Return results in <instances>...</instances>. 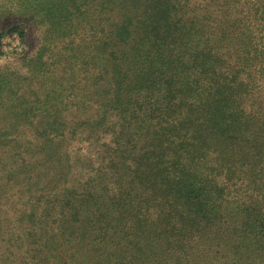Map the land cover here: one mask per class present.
<instances>
[{"label": "trees", "instance_id": "1", "mask_svg": "<svg viewBox=\"0 0 264 264\" xmlns=\"http://www.w3.org/2000/svg\"><path fill=\"white\" fill-rule=\"evenodd\" d=\"M59 1L65 15L57 21L30 11L27 0L0 10V23L13 15L46 28L42 46L23 62L26 74L13 75L25 82L26 89L16 82L19 91L42 107L21 112L12 130L2 132L14 147L0 156L1 191L18 211L15 196L24 184L45 182L48 167L93 169L76 198L69 195L58 207L36 200L21 212L31 250H47L52 223L84 221L93 254L77 251L65 264L79 262L72 261L79 255L96 264L108 251V263L116 255L120 264H177L184 252L167 243L181 237L177 214H192L186 201L204 202L202 191L217 185V171L234 158L264 175V99L258 107L254 102L256 92L264 97V0ZM71 9L79 14L74 20ZM98 10H118L122 18L117 31L101 32L116 42L107 57L100 53L113 46L98 44L97 27L90 28ZM11 30L26 36L24 26ZM76 30L87 37L84 44L74 39ZM115 34L123 36L115 41ZM244 89L258 108L250 115L238 112L246 105ZM99 146L104 153L94 167L84 151ZM215 204L210 194L202 206L213 212ZM258 216L249 204L243 227H256ZM150 224L155 231H140ZM238 241L237 248L253 244L264 257V236L253 232L254 243ZM27 259L0 245V264H35L40 257Z\"/></svg>", "mask_w": 264, "mask_h": 264}, {"label": "rangeland", "instance_id": "2", "mask_svg": "<svg viewBox=\"0 0 264 264\" xmlns=\"http://www.w3.org/2000/svg\"><path fill=\"white\" fill-rule=\"evenodd\" d=\"M90 2L92 3V0ZM16 3L17 0H0V10L10 9L13 11ZM27 4L30 11L46 14L49 19L53 17L54 21L61 20L65 15V8L59 0H27ZM100 12L98 10L90 17V28L97 27L95 31V33L97 32L96 38H93L98 41V44L110 43L113 46L108 50V53L104 54L100 49L102 57H107L114 50L116 42L109 41L101 32L103 27H105V30L113 28L117 31L122 24L120 22L122 18L118 14V10L107 15H105V11L102 15H99ZM78 15L77 12L70 10L71 20H74ZM103 17L106 19L100 21ZM16 26L25 27V38L22 39L18 31L11 30ZM45 29L43 26L36 27L31 21L23 17H13V15L8 19H3L0 23V37L3 36L0 39V156H4L8 149L12 150L14 147V143L10 144L11 148L7 147L6 144L9 143V140L5 135H2V132L12 130L16 119L21 117V112H27V109L34 106L42 107L38 103H30L29 98L16 87V82L20 83L19 87L21 89H26L25 82L22 79L18 80L27 71V68L23 66V62L26 58L35 55L39 47L42 46ZM116 35L119 38L123 36L122 34H115L113 37L115 41ZM73 37L79 44H84L87 39V37H81L78 30H76ZM57 46L61 47L62 45L56 43ZM79 49L77 48V51ZM82 50L83 55L88 54V49ZM189 57L190 55H187V58ZM107 59H110V57ZM107 61L109 62V60ZM15 74L18 78L14 77ZM36 89L38 93H42L41 89L37 87ZM259 96L260 94L256 92L254 102L257 107L260 105V100L264 99V97ZM244 97L246 105L241 106L238 112L250 115L258 108H254L252 103H248L249 99L245 96V89ZM36 113L40 114L38 111ZM193 115L196 118H201L203 114L196 112ZM182 116L186 117L187 114H182ZM195 124L201 127V123ZM109 139L107 138L105 141L109 142ZM214 144L217 146L218 141ZM218 147L223 148L224 145H218ZM103 153L104 149L100 146L99 149L92 148L84 151V154L90 159V164H94V167L98 166L99 157ZM204 165L207 168L210 166L207 162H204ZM52 168L48 167L45 172L47 177L45 182H33L28 186L24 184L20 196L14 198L19 203L18 211L14 209L13 198L8 197V194H4L0 187V245L3 250L12 247L21 257H27V261L32 257H40L39 262L35 264H47V262L50 264H65L63 260L70 259L71 255L77 254V251L93 254L91 250L94 245L88 246L92 236L91 228L84 221L73 223L72 221L63 222L61 220L58 224L52 223L45 238L47 250L42 253L39 252L40 250H31L28 228H26V223L23 221L28 216L23 214L22 219L23 211L28 206L32 207L36 200L48 203L51 206L55 204L58 207L66 201L69 195L76 198L83 193L84 184L89 180L90 172L93 170L79 166L66 172L62 165L56 171ZM228 168L229 174H226ZM227 169L217 171L219 178L217 185H210V190L202 191L205 198L204 202L207 201L210 194L216 200V204L211 208V210L214 209L213 212L202 206L204 202L194 204L192 200H187L186 202L192 214H177L183 223L182 231L177 234L181 237L176 242L168 241L167 243L168 248L178 246L184 252V258L179 260L177 264H264V257L261 256L253 244H251V249L244 244H238V248L236 247L238 240L254 243L253 232L256 235L264 236V175L257 173L254 169L235 158L229 162ZM23 177H25L24 174ZM249 204L252 205L254 212L259 215L260 222L254 228H245L242 225L245 210ZM85 219V217H82L81 221ZM152 229L155 231V226L152 224L145 227L140 226V231L147 232V234H150L149 231ZM37 231L42 235L38 228ZM188 233L196 236V240L186 243L182 235ZM154 234L156 235L157 232H154ZM110 254H113V252L108 251L103 257L100 256L99 260H95L96 264H120L116 255L111 256V263L104 262L103 258L106 260ZM76 260L79 262H71V264H86L81 255L72 258V261Z\"/></svg>", "mask_w": 264, "mask_h": 264}]
</instances>
